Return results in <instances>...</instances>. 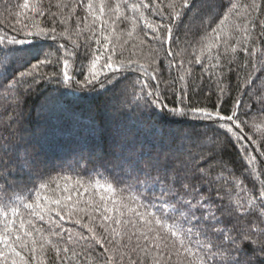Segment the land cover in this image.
I'll return each mask as SVG.
<instances>
[{"label":"snow or ice","instance_id":"snow-or-ice-1","mask_svg":"<svg viewBox=\"0 0 264 264\" xmlns=\"http://www.w3.org/2000/svg\"><path fill=\"white\" fill-rule=\"evenodd\" d=\"M15 7L4 5L14 23L0 21V100L16 112L52 85L42 111L86 135L50 168L45 141L12 118L0 137V264H264V0ZM109 93L108 134L63 103ZM201 93L216 99L194 102Z\"/></svg>","mask_w":264,"mask_h":264},{"label":"trees","instance_id":"trees-1","mask_svg":"<svg viewBox=\"0 0 264 264\" xmlns=\"http://www.w3.org/2000/svg\"><path fill=\"white\" fill-rule=\"evenodd\" d=\"M23 0H0V21L5 22V26L7 23H14V21L7 17V13L4 11L5 3H10L13 14L16 11H21L15 6L18 3H22ZM239 3L244 4L250 2V0H238ZM31 3V0H30ZM60 3V0H44V6L47 9L51 7L52 11H59L55 5ZM242 11V10H241ZM67 15V13H65ZM7 17V20H6ZM23 19V18H22ZM152 17L149 16V23L152 22ZM156 19H159L156 17ZM51 20V17H36V24H47ZM76 17L73 15L72 19L69 21V26H74ZM29 25H32V20L29 19ZM90 23V21H89ZM81 27H84L82 24ZM125 27V25L117 23V30ZM140 27L143 31H148L147 25H144L141 22ZM85 31L87 29L85 28ZM140 38H143L142 32L140 33ZM231 43L235 44L236 41L232 40ZM120 49L117 48V54L119 55ZM62 54V53H61ZM81 57L83 58V50H81ZM56 53H53V57H55ZM128 53L125 52V56ZM243 53H238L237 58H242ZM259 56V53H257ZM44 71L51 72L54 70L53 67H48L43 69ZM201 72L199 67L197 66L194 71L193 79L200 76ZM204 83L207 84V73H204ZM235 83V81H233ZM52 85L44 84L37 91L28 95L24 100L21 108L17 109L16 112H13V108L10 106L11 102L6 100H0V137L7 139L12 131V128L17 127V125L12 124V118L15 117L19 120V127L23 130V135L32 143H36L37 140L45 141L44 147V158L47 162L48 167L54 168L61 163L62 158L68 153V150L71 146V138L75 135L76 132H79L80 136L86 135V133L82 129H69L68 126L63 124L62 118L59 112H44L41 109V104L43 103L44 96L48 95L51 91ZM235 91L233 95H236ZM111 94L109 93L106 96L101 97H92L88 100L84 101H73L71 97L64 98V104L72 105L80 115V118L83 123H87L88 117L93 115L96 117V121L98 125H102L100 129L104 134H108L112 129V124L109 121V115L111 109L107 105V101ZM216 99L215 96H211L208 99L204 98L203 93L198 96L193 97V101H200L202 103H210ZM170 102V101H169ZM11 124V127L8 125ZM170 127H178L175 124H169ZM63 129V130H62ZM226 159L233 160L236 163V166L239 167L240 160L235 152V150L229 149V153L225 157ZM74 163V162H73ZM85 161L80 162V166L83 167L85 165ZM91 167L90 164L87 165ZM71 174V173H69ZM55 175V173H53ZM94 179H99L103 182V177H94ZM30 187V186H29ZM27 194V193H23ZM87 194H85V197ZM99 222V221H98ZM66 226L72 228L71 224L66 222ZM48 264H51V257H49Z\"/></svg>","mask_w":264,"mask_h":264}]
</instances>
